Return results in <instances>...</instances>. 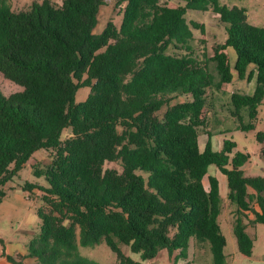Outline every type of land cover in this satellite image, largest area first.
Here are the masks:
<instances>
[{
  "label": "trees",
  "instance_id": "trees-1",
  "mask_svg": "<svg viewBox=\"0 0 264 264\" xmlns=\"http://www.w3.org/2000/svg\"><path fill=\"white\" fill-rule=\"evenodd\" d=\"M183 1L118 0L120 23L109 19L95 31L108 0H33L20 9L0 0V72L22 86L9 94L0 86V203L6 184L46 151L50 162L32 167L47 185L22 184L42 190L40 230L26 254L40 264H108L80 250L101 242L116 255L109 264H145L163 249L196 264L188 258L193 239L209 243V264H228L223 197L211 164L227 176L238 248L252 254L247 227L264 223V175L246 173L251 154L234 139L215 148L212 129L201 147L200 128L208 89L233 79L228 46L237 77L255 78L252 91L231 92L230 114L237 129L255 128L264 102V25L247 21L243 7ZM210 4L226 28L213 54L194 32L204 34V23L186 16ZM212 61L225 71L222 80ZM81 87L89 92L79 100ZM257 138L264 142V129ZM3 253L23 264L25 255Z\"/></svg>",
  "mask_w": 264,
  "mask_h": 264
},
{
  "label": "rangeland",
  "instance_id": "rangeland-1",
  "mask_svg": "<svg viewBox=\"0 0 264 264\" xmlns=\"http://www.w3.org/2000/svg\"><path fill=\"white\" fill-rule=\"evenodd\" d=\"M14 9H20L28 6L33 0H8ZM61 2L62 0H54ZM164 3L176 5L183 0H162ZM220 6H239L245 8L246 19L250 23L264 25V0H217ZM118 0H108L103 4L99 12V21L95 27V31H100L109 19H113L117 24L120 23L122 13ZM188 19L197 20L204 23L205 33L202 34L199 28H194V32L199 37L206 39V46L209 54L214 53V47L218 43L224 42L226 38L225 23L220 19L219 14L214 11V7L210 4L207 9L189 8L186 14ZM196 50H201V45L195 44ZM228 53L229 65L233 72L231 81L222 80L225 71H217L215 62H211V68L215 71L217 78L222 80L221 89H208V101L205 108L206 124L200 128L201 147L207 140L209 129L214 134L213 142L215 148L219 149L223 145L224 138H232L237 142V148L248 151L251 154V160L245 165L247 174L255 171L264 175V170L260 166H264V154L262 153L261 143L257 138V132L264 129V102L259 107L256 126L247 131L237 129L236 120L230 114L229 98L234 90L252 91L255 86V78L252 80L240 79L237 77L234 69L236 52L233 47L228 46L224 49ZM0 86L7 94L22 88L21 85L13 80L5 77L0 72ZM89 92V87H81L77 92V99H84ZM227 130L219 132L220 130ZM50 155L40 150L35 152L29 160V164L25 166L20 175L16 176L13 181L6 184L7 194L0 203V234L5 238L12 240L20 237V239L31 238L40 230V216L38 208L43 204L41 199L42 190L34 188L33 190H25L22 184L26 181L38 182L41 185H47L44 176H38L33 172L32 163L40 161L43 163L50 162ZM110 166H118L116 162H108ZM209 173L215 174L220 180V190L223 197V209L221 214V227L226 236L227 244L225 251L228 254V264H264V223L258 222L254 226L249 224V230L254 236V247L251 255L242 253L237 245L236 237L232 229V219L234 217L235 205L227 198V176L218 169L216 164L209 166ZM205 183L208 186V177H205ZM19 234L20 236H17ZM28 239V240H29ZM4 243V241H3ZM3 243H0L2 247ZM127 254L135 258H140L139 254L131 252L126 246L123 247ZM80 250L84 255L95 258L103 263H112L116 260L115 253L109 248L105 242H101L96 246H80ZM179 250L169 255L166 249L161 250L158 255L152 259L145 260V264H183L185 258L176 257ZM189 259L196 264H209L212 261V252L209 243H199L195 239L189 248Z\"/></svg>",
  "mask_w": 264,
  "mask_h": 264
},
{
  "label": "crops",
  "instance_id": "crops-1",
  "mask_svg": "<svg viewBox=\"0 0 264 264\" xmlns=\"http://www.w3.org/2000/svg\"><path fill=\"white\" fill-rule=\"evenodd\" d=\"M250 160H251V156L249 160L246 162V164ZM260 167L261 169L264 170V166H260ZM256 174H260V173L255 171L249 175H256ZM247 230L250 234H252V232L249 230V225L247 227ZM17 236H20V235L17 234ZM0 237L4 240L2 247H0V264H17L9 260L7 256L3 253V250H5L6 253L11 254L13 256H17L18 254L25 255L22 258L23 264H40L38 262V259L35 256L26 255L27 254V242L29 238L20 239V237H17L16 239L12 240L10 238L3 237V235L1 234H0Z\"/></svg>",
  "mask_w": 264,
  "mask_h": 264
}]
</instances>
